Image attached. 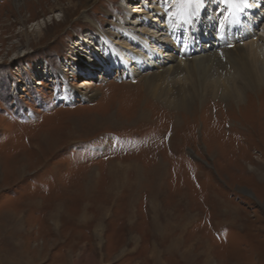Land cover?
Returning a JSON list of instances; mask_svg holds the SVG:
<instances>
[{
	"label": "rangeland",
	"instance_id": "374dc122",
	"mask_svg": "<svg viewBox=\"0 0 264 264\" xmlns=\"http://www.w3.org/2000/svg\"><path fill=\"white\" fill-rule=\"evenodd\" d=\"M155 1L0 0V264H264V85L240 106L155 98L120 42L141 63L230 25L227 0ZM249 2L259 24L225 42L247 51ZM168 22L173 48L148 32Z\"/></svg>",
	"mask_w": 264,
	"mask_h": 264
},
{
	"label": "bare ground",
	"instance_id": "6f19581e",
	"mask_svg": "<svg viewBox=\"0 0 264 264\" xmlns=\"http://www.w3.org/2000/svg\"><path fill=\"white\" fill-rule=\"evenodd\" d=\"M145 1L146 0H141L142 3H145ZM153 1L157 2L155 0ZM249 1L250 0H227L230 10H228L229 13L226 12L224 14V19H222L221 22H228L230 25L225 29L221 28L218 33L213 35L217 38L214 42L210 41L211 35L202 34V38H198L196 41L191 39H188V42H185V40L182 41L180 44L183 48L179 53H175V48L173 51L161 52V49L165 47L164 43L159 46H152L159 50L162 56L165 55L172 60L176 57L181 58L178 63L176 62L168 66L165 58H158L159 52L154 50L155 48L148 49L152 56L147 57L146 53H143L144 55H139L138 60L141 61L140 63L135 60L137 51L124 42H120L119 44H121L124 49L130 51L133 56V58H127L128 60L121 59L123 61L122 63L125 64V67H128L129 70H132L131 73H133V71L140 73L147 68V65L154 66L155 70L150 76L146 77L148 91L152 93L155 98H159L169 108L179 109L191 106L192 103H203V97H205L206 94L215 97L226 96L230 103L240 106L245 103L243 100L246 93H249L246 92V90L252 89L255 92L258 87L260 88V86L264 85V26L260 29L258 37L251 41L248 51L245 47L241 46V43L238 45L228 44L231 42L225 43L227 37H234L237 35L242 38L241 36L248 34L249 28L259 24L260 19L254 18L255 15H251V12H249L250 9L247 8L252 4ZM210 4L215 7V3ZM203 5L204 4L199 1L192 5L196 6V8L185 6L184 16L187 17L186 20L195 24V20L192 21L195 17L191 16L195 14L194 12L199 11V14L196 16V18L199 19ZM154 7L157 10L160 8L157 5H154ZM161 10L164 11L163 8H161ZM162 18V14L158 12L154 17H150L147 22L150 23L149 25L151 26V22L156 21L159 23ZM210 19L215 20V16H212ZM168 23L170 24L166 28L159 29L157 25L156 28L152 27L148 32L152 34L150 35V39L155 38L157 41H162L164 39L168 47L170 46L173 48L178 40L177 37H181L179 32H175V29L181 26V23L179 25L172 24L171 22ZM129 28L133 29L131 27ZM148 29L146 27L138 30L147 32ZM205 39L211 43H207V45L202 44V41ZM111 41L116 43L115 39ZM232 43H234V41ZM157 44L159 43L157 42ZM227 60L228 62H226ZM107 61L111 63L112 59ZM128 61L139 66L138 69L129 67L127 64ZM227 71H229V73H227ZM92 84V80H88L85 86L91 87Z\"/></svg>",
	"mask_w": 264,
	"mask_h": 264
}]
</instances>
